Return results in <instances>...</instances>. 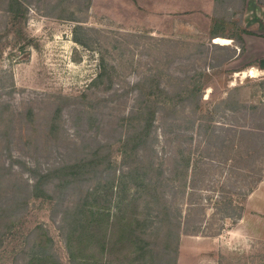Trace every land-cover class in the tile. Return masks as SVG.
<instances>
[{
  "label": "rangeland",
  "instance_id": "obj_1",
  "mask_svg": "<svg viewBox=\"0 0 264 264\" xmlns=\"http://www.w3.org/2000/svg\"><path fill=\"white\" fill-rule=\"evenodd\" d=\"M138 1L0 0V264H50L33 257L45 246L59 264L79 245L100 257L73 238V262L65 241L96 200L109 219H147L135 231L162 264H264V237L232 234L264 179V68L237 38L244 2ZM213 20L234 39L209 37ZM144 103L155 112L135 146ZM143 165L168 184L123 190L118 175ZM111 224L107 264H141Z\"/></svg>",
  "mask_w": 264,
  "mask_h": 264
},
{
  "label": "trees",
  "instance_id": "obj_2",
  "mask_svg": "<svg viewBox=\"0 0 264 264\" xmlns=\"http://www.w3.org/2000/svg\"><path fill=\"white\" fill-rule=\"evenodd\" d=\"M245 0H243L244 2ZM218 21L217 20H213V22L211 23L210 29H208L207 35L209 37H213V40H215V38L217 37H225V38H233L234 36L230 35V34H224L222 32H220V28L218 27ZM247 31L245 29L242 30ZM242 32V33H243ZM237 38H239L241 41H243V36L239 35L237 36ZM199 87L198 86H192L191 91L195 92ZM197 105V104H196ZM244 106V104H242ZM197 108V106H195ZM155 110L152 109L151 106H149L148 104L144 103L139 105L136 108V117L138 116H142L144 117V122H143V129L138 132L136 134V136L138 135V139L136 140V142L134 143L135 146L136 145H140L143 143V141H145L146 137H144L143 134H146L148 132V127H149V123L152 119V115L154 114ZM201 117H204V115L202 114ZM202 124V123H200ZM247 130L246 132H250L249 130L251 129H245ZM137 132V131H136ZM135 132V133H136ZM186 157H184L185 160ZM188 164L190 163L189 160ZM186 163V162H185ZM161 167V163L159 165ZM157 168V167H156ZM151 166H149V168L147 166L143 167L142 166H135V167H131L128 168L126 171H123L121 174L118 175V178L122 181L124 180V178H128L130 180L129 185H124L122 187V189H133L134 192H138L140 190H145V191H154V189L156 188V186H160L163 185V183L168 184L167 179L163 180V178H160L159 176L158 179L160 182V185H157V183H155L150 177L148 178V174L150 171ZM161 173V170H159V174ZM168 177V176H166ZM118 179V180H119ZM116 179H113V183L115 182ZM44 180L41 178L35 180L32 184H31V193L33 195H42L45 193V190H43L41 188V186L43 185ZM66 181V180H65ZM99 183V182H98ZM95 184L94 186L91 187V192L92 194L94 193H98V187L100 185ZM115 186V183L113 184ZM118 192L121 190V187H117L116 189ZM100 193V192H99ZM100 195V194H99ZM116 200V198H114V201ZM148 204L149 201L147 200ZM103 203H100L98 200L91 202V206H87L86 208H84L83 206L79 209L77 216L74 215V217H72L71 219H69V224H71L72 226L69 227L68 229V233L66 235V245L69 247V255L71 257V259H73V262L75 260V256H74V252L76 251L73 248V244H72V239H76L78 240L79 243H81L82 247H87V243L91 242V246L93 244H95L98 249L99 252L101 254L100 257H96L95 253L91 250V260H90V255L87 256L84 252L83 249L81 247L78 246V251L81 252V255L79 256V258L77 259V264H107L108 260L105 258V254L107 252V248H108V240H107V236L110 234L112 235L111 231H109V227L112 225L111 222H115V230H116V241L119 243H127L126 240H128V242L133 244L132 247V254L134 255H129V261L133 262L134 259H137L142 263L146 262L147 259H151L152 263L154 262L155 264H162V262H160V260H166L165 259V255L164 253H156L153 254L154 252H152L150 250V248H145L143 244H140L141 238L140 236H138L139 234H136L137 232L136 227L138 225H136L137 222H141V224L143 223L144 227H142V229L144 230V228L148 225V223L146 222L147 219H142L139 221H136L137 218H124L123 214L117 215L116 219L115 217L111 214L110 219L109 216L107 214H105L103 212V210H105V208L110 207L109 205H102ZM148 204L145 203L146 207L149 208ZM118 203H115L114 206H118ZM161 207L166 208L167 206L163 205L161 203ZM241 214V213H240ZM239 214V215H240ZM112 217H114V219H112ZM111 221V222H110ZM49 241H51V239H49ZM47 246L45 247H38L37 249L34 250V259L39 260L41 258V256L45 257L46 256L49 258L50 260V264H59L57 259L52 258V256L50 254H48L47 252ZM74 249V250H73ZM92 249V248H91ZM134 252V253H133ZM38 253V254H37ZM47 258V259H48ZM122 261V260H121ZM159 261V262H158ZM76 263V262H75ZM122 263V262H121ZM116 264H120V263H116ZM123 264V263H122ZM132 264V263H129ZM174 264H175V260H174Z\"/></svg>",
  "mask_w": 264,
  "mask_h": 264
},
{
  "label": "crops",
  "instance_id": "obj_3",
  "mask_svg": "<svg viewBox=\"0 0 264 264\" xmlns=\"http://www.w3.org/2000/svg\"><path fill=\"white\" fill-rule=\"evenodd\" d=\"M137 5L143 6L144 3L137 0ZM210 8L211 6L208 7L207 5V9H204L207 14L205 15L206 17L209 16ZM243 11V21L245 23V28L248 30V32L242 33L245 42V56L251 59V62H256V64L253 63L254 65L264 68V2L260 0H245ZM263 184L264 179L260 182L259 186L248 195L245 202V211L241 215L238 226L232 234L247 237L252 236L255 238L264 237V201L260 203L259 201L253 200L254 195L258 191L263 193V195L261 194V198L264 200V191H261Z\"/></svg>",
  "mask_w": 264,
  "mask_h": 264
},
{
  "label": "bare ground",
  "instance_id": "obj_4",
  "mask_svg": "<svg viewBox=\"0 0 264 264\" xmlns=\"http://www.w3.org/2000/svg\"><path fill=\"white\" fill-rule=\"evenodd\" d=\"M216 42L218 43H223V44H226V43H229L230 42V39L228 38H223V37H217L216 38ZM243 72H246L247 74H251V75H255L256 74V69L254 68H248L247 70L243 71ZM259 73V72H258ZM243 74V73H242ZM256 76V75H255Z\"/></svg>",
  "mask_w": 264,
  "mask_h": 264
}]
</instances>
